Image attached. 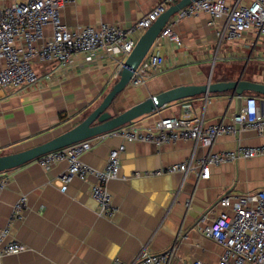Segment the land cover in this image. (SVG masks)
I'll list each match as a JSON object with an SVG mask.
<instances>
[{
    "label": "crops",
    "instance_id": "1",
    "mask_svg": "<svg viewBox=\"0 0 264 264\" xmlns=\"http://www.w3.org/2000/svg\"><path fill=\"white\" fill-rule=\"evenodd\" d=\"M16 1L20 0H0V6ZM159 1L71 0L62 8L61 18L70 28L101 23L128 27ZM220 26L221 21L212 24L205 12L177 20L173 30L182 45L158 41L150 52L162 55L164 63L149 71L145 84L130 85L122 98L139 102L176 86L208 82L243 79L264 83V36L249 31L242 39L220 41L216 34ZM45 33L49 37L51 27ZM33 65L40 75L38 84L0 87V155L41 144L83 121L117 82L122 67L120 60H110L104 52L90 62L78 54L67 66L40 59ZM248 96L264 100V95L253 92L240 99L233 90L201 94L171 103L132 124L151 128L162 118L187 115L203 118L206 126L230 124ZM184 103H190L189 113ZM101 135L102 140L82 157L97 169L105 168L110 150L123 142L109 133ZM261 144L264 135L241 126L236 134L218 136L210 148L185 139L161 145L126 142L121 177L108 183L116 208L110 218L98 214L90 181L74 178L66 191L61 189L66 162L46 169L33 160L6 171L9 183L0 193V233L7 230L4 240L22 243L27 249L0 257V264L129 263L143 248L155 253L172 250L169 264L194 260L217 264L222 247L200 227L211 224L224 211L219 205L224 195L264 187V156L214 165L206 179L199 177L198 164L187 175L135 177L134 173L185 162L192 155L199 159L210 151ZM22 197L27 205L22 216L12 220Z\"/></svg>",
    "mask_w": 264,
    "mask_h": 264
},
{
    "label": "built area",
    "instance_id": "2",
    "mask_svg": "<svg viewBox=\"0 0 264 264\" xmlns=\"http://www.w3.org/2000/svg\"><path fill=\"white\" fill-rule=\"evenodd\" d=\"M69 1L20 0L0 6V87L17 89L38 84L40 75L33 65L35 59L67 66L78 54H84L86 61L90 62L97 53L104 52L110 60H120L123 65L146 29L179 0H160L142 19L128 27L101 23L97 27L79 28H70L62 21L61 10ZM201 12L212 18V24L221 21L216 31L220 41L242 39L249 31L264 36V0H195L170 19L156 43L166 39L181 46L182 40L173 30L174 23ZM48 26L52 29L49 37L45 33ZM163 63L162 55L149 52L130 84H145L149 71ZM183 108L189 113L190 103H184ZM236 124L264 135V100L255 96L246 97L245 104L230 124L219 122L206 126L203 118L187 115L182 118H162L151 128L129 123L109 131L107 133L122 138L123 142L110 150L107 165L103 169L94 168L82 159L87 151L102 140V135L48 152L35 161L46 169L66 162L67 169L61 177V189L66 191L74 178L90 181L91 195L98 205V214L110 218L116 208L108 183L121 177V156L126 149V142H153L161 145L185 139L193 141L196 146L210 148L218 136L236 134ZM259 156H264V144L210 151L199 159L192 155L185 162L156 170L136 171L134 176L149 177L166 173L187 175L198 164L201 168L199 177L206 179L210 177L214 165ZM8 183V177L4 172L0 173V193ZM26 205L27 200L22 197L13 209L12 220L22 216ZM219 205L225 208L224 211L211 224L200 227L206 237L222 247L217 264H264V187L253 192L228 193L219 200ZM6 234L7 230L0 233V257L27 249L22 243L4 240ZM172 253V250L155 253L143 248L132 262L117 261V264H169ZM188 264L207 263L194 260Z\"/></svg>",
    "mask_w": 264,
    "mask_h": 264
},
{
    "label": "water",
    "instance_id": "3",
    "mask_svg": "<svg viewBox=\"0 0 264 264\" xmlns=\"http://www.w3.org/2000/svg\"><path fill=\"white\" fill-rule=\"evenodd\" d=\"M193 1L195 0H179L177 3L170 5L168 9L146 29L138 39L132 52L125 59L118 73L117 82L104 96L99 105H97L83 121L41 144L11 154L0 155V173L16 169L48 152L122 127L142 116L154 113L171 103L190 97L201 94L209 95L211 93H221L229 90H233L234 94L240 99L246 92L264 95V83L243 79L208 82L202 85H180L148 96L117 115L111 112L110 108L112 103L119 94L128 88L141 62L152 50L160 33L170 19ZM239 112L240 109L237 115ZM236 127L240 129L239 124H236Z\"/></svg>",
    "mask_w": 264,
    "mask_h": 264
},
{
    "label": "rangeland",
    "instance_id": "4",
    "mask_svg": "<svg viewBox=\"0 0 264 264\" xmlns=\"http://www.w3.org/2000/svg\"><path fill=\"white\" fill-rule=\"evenodd\" d=\"M131 85V84H130ZM129 85V86H130ZM128 86V87H129ZM128 89V88H127ZM126 89V90H127ZM125 90V91H126ZM124 91V92H125ZM122 92L121 94H119L114 102L113 105H111V112L114 114V115H117L119 114L120 112L124 111L125 109L129 108L130 106H132L133 104L137 103V101H134V100H128V99H123L122 98V94L124 93Z\"/></svg>",
    "mask_w": 264,
    "mask_h": 264
},
{
    "label": "trees",
    "instance_id": "5",
    "mask_svg": "<svg viewBox=\"0 0 264 264\" xmlns=\"http://www.w3.org/2000/svg\"><path fill=\"white\" fill-rule=\"evenodd\" d=\"M117 98V97H116ZM116 100V99H115ZM115 100H114V102H115ZM114 102L112 103V105L114 104Z\"/></svg>",
    "mask_w": 264,
    "mask_h": 264
}]
</instances>
